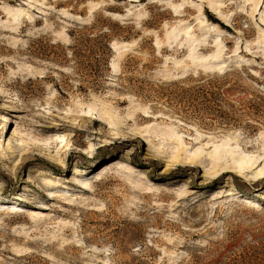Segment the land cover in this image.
I'll return each instance as SVG.
<instances>
[{"label": "rangeland", "instance_id": "1", "mask_svg": "<svg viewBox=\"0 0 264 264\" xmlns=\"http://www.w3.org/2000/svg\"><path fill=\"white\" fill-rule=\"evenodd\" d=\"M139 1L0 0V264H264V0Z\"/></svg>", "mask_w": 264, "mask_h": 264}, {"label": "bare ground", "instance_id": "2", "mask_svg": "<svg viewBox=\"0 0 264 264\" xmlns=\"http://www.w3.org/2000/svg\"><path fill=\"white\" fill-rule=\"evenodd\" d=\"M128 2H130V3H132V4H135V3H139L140 4V1L139 0H127ZM218 13H220V12H218ZM61 14L62 15H64V13L63 12H61ZM202 14H204V15H206L207 17H210L211 18V20L212 21H216L218 24H220L221 25V21H220V18L219 17H215V16H213V15H211V14H207V11H203V13ZM218 15H220V14H218ZM200 24H202V22H199ZM187 28H184V29H182V30H180V31H182V32H184L185 33V30H186ZM185 34H188V33H185ZM183 35V34H182ZM190 41V39L188 40V42ZM215 45H217V44H215ZM193 45H192V42H189V44H188V48H191ZM219 47V46H218ZM112 48H113V50L114 51H116V52H118L119 51V46L118 45H112ZM196 49H194V50H192V51H190V56L193 58V59H196V58H198L199 60H200V62L201 61H207V60H209V59H211L213 62L214 61H216V60H218V56L215 54V55H210V56H208V57H195V55H196ZM233 55V54H232ZM231 55V56H232ZM230 56V55H229ZM230 56V57H231ZM206 63V62H205ZM113 66V65H112ZM111 66V67H112ZM220 65H216V66H214V65H207L205 68H207V70L208 71H214L215 70V68H218ZM113 68V72H115L116 71V68L115 67H112ZM222 69V67H220L219 69H217V70H219L220 72L222 71L221 70ZM56 104L57 105H61L62 104V102L59 100V101H57L56 102ZM76 106H79V107H81V108H79L78 110H77V113L74 115V119H73V121H76L77 119H82V120H84V119H87V120H90V121H92V123H94L93 121H96V122H98V123H104V122H106V124L108 125V126H111V129H109V131H108V133H107V137H113V136H116L118 133H117V129H116V127H114L115 125H116V122L118 121V116L117 115H115V114H113L111 111H109V110H104V111H102V112H100V111H98L95 107H93V106H83V105H81L80 103H78L77 101H76ZM57 110V109H56ZM57 111H59V110H57ZM80 113V114H79ZM60 119H61V121H62V123H63V125L65 124V122H67L66 120H65V118L63 117V116H60ZM0 121L3 123V124H5V123H9V122H12L11 121V119H10V117L9 116H7V115H0ZM175 159H177L178 160V162H176V161H171L170 163H169V166H168V168H172L173 166H178L179 165V163L181 164V166H184V167H189L190 166V163H191V161H193L194 160V158H195V156H193V155H189V156H185V158L184 159H182V158H179V155L178 154H176L175 155V157H174ZM256 163V161L255 162H253L252 164H250V165H244V164H247V162H244V161H242V160H240V159H238V160H235L234 161V163H233V165H227L226 167H221L220 169H217L216 171H213L210 175V178H218V177H220V176H222V174H224V173H227V172H234V173H237V175H236V177L237 176H239L240 175V173H242V171H244L245 169L246 170H249V169H251L253 166H254V164ZM264 173V171H262V172H260L259 174H263ZM256 176H258V175H256ZM80 186V188L81 189H86V187L87 186H85V184L83 183V182H80V184H79ZM233 191H229L226 195H229V196H231V195H233ZM220 197H215L214 199H212V200H214V201H216L217 199H219ZM248 202V201H247ZM63 204L64 205H69V206H71L70 205V203L68 202V200L67 199H64V201H63Z\"/></svg>", "mask_w": 264, "mask_h": 264}]
</instances>
